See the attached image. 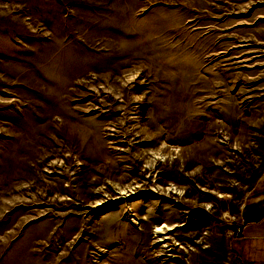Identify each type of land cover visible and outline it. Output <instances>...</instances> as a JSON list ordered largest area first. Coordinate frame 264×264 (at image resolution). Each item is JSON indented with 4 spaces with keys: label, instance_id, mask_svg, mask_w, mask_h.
<instances>
[{
    "label": "rangeland",
    "instance_id": "374dc122",
    "mask_svg": "<svg viewBox=\"0 0 264 264\" xmlns=\"http://www.w3.org/2000/svg\"><path fill=\"white\" fill-rule=\"evenodd\" d=\"M263 172L264 0H0V264H222Z\"/></svg>",
    "mask_w": 264,
    "mask_h": 264
},
{
    "label": "crops",
    "instance_id": "0c3cea01",
    "mask_svg": "<svg viewBox=\"0 0 264 264\" xmlns=\"http://www.w3.org/2000/svg\"><path fill=\"white\" fill-rule=\"evenodd\" d=\"M236 220L243 228L239 235L230 237V261L222 264L248 259L264 264V172L246 192Z\"/></svg>",
    "mask_w": 264,
    "mask_h": 264
},
{
    "label": "built area",
    "instance_id": "2783aa9c",
    "mask_svg": "<svg viewBox=\"0 0 264 264\" xmlns=\"http://www.w3.org/2000/svg\"><path fill=\"white\" fill-rule=\"evenodd\" d=\"M243 223L235 220V224L232 225L229 231L230 237H234L239 235L242 231ZM237 264H255V262L251 259L239 261Z\"/></svg>",
    "mask_w": 264,
    "mask_h": 264
},
{
    "label": "bare ground",
    "instance_id": "6f19581e",
    "mask_svg": "<svg viewBox=\"0 0 264 264\" xmlns=\"http://www.w3.org/2000/svg\"><path fill=\"white\" fill-rule=\"evenodd\" d=\"M174 190L176 191L177 189L176 188H174ZM167 229H170L169 227H168V225H166V224H164V225H157V226H155V228H154V233H156L157 235H159V234H165L166 232V228Z\"/></svg>",
    "mask_w": 264,
    "mask_h": 264
}]
</instances>
